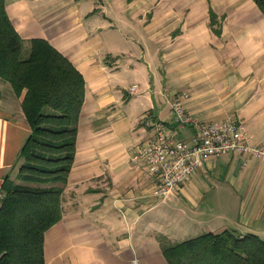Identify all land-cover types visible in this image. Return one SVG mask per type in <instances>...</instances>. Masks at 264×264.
I'll return each instance as SVG.
<instances>
[{
    "label": "crops",
    "instance_id": "1",
    "mask_svg": "<svg viewBox=\"0 0 264 264\" xmlns=\"http://www.w3.org/2000/svg\"><path fill=\"white\" fill-rule=\"evenodd\" d=\"M5 4L24 53L31 38H45L85 83L64 208L45 231L44 264H168L161 236L231 229L264 238V158H202L162 199L130 162L154 133L143 120L170 123V100L183 92L192 117L241 121L250 145L264 146V15L253 0ZM20 98L0 79V186L7 175L18 182L14 164L29 133ZM193 133L186 127L176 138Z\"/></svg>",
    "mask_w": 264,
    "mask_h": 264
},
{
    "label": "trees",
    "instance_id": "2",
    "mask_svg": "<svg viewBox=\"0 0 264 264\" xmlns=\"http://www.w3.org/2000/svg\"><path fill=\"white\" fill-rule=\"evenodd\" d=\"M264 15V0H253ZM0 79L21 96L29 133L14 182L0 186V264H44V234L62 216L85 95L82 74L41 37L23 41L0 0ZM14 164V165H15ZM168 264H264V238L235 230L181 240L160 237Z\"/></svg>",
    "mask_w": 264,
    "mask_h": 264
},
{
    "label": "built area",
    "instance_id": "3",
    "mask_svg": "<svg viewBox=\"0 0 264 264\" xmlns=\"http://www.w3.org/2000/svg\"><path fill=\"white\" fill-rule=\"evenodd\" d=\"M187 96L183 92L171 98L170 123L150 117L143 120L154 133L135 148L130 158L133 169L151 178L150 194L155 199L165 198L179 189L197 171L202 158L244 153L264 158V146L250 145L251 135L245 123L232 118L200 121L186 110L183 98ZM186 127L194 129L191 138L177 139L176 133Z\"/></svg>",
    "mask_w": 264,
    "mask_h": 264
},
{
    "label": "rangeland",
    "instance_id": "4",
    "mask_svg": "<svg viewBox=\"0 0 264 264\" xmlns=\"http://www.w3.org/2000/svg\"><path fill=\"white\" fill-rule=\"evenodd\" d=\"M25 48V45L23 46V49ZM13 91V90H12ZM14 92V91H13ZM21 98H20V109H21V111H22V108H21V100H22V95L20 96ZM22 113H23V111H22ZM20 164H21V160L20 161H18V162H16V164H15V167H14V170H13V174H15V172L17 171L18 172V169H19V166H20ZM17 174V173H16ZM16 176V178H17V175H15ZM18 182H20V180L18 179ZM64 208V207H63ZM194 233H197V232H194ZM192 235H194V234H192ZM182 237V239L184 238V236H181ZM135 261V260H134ZM134 261H133V263L132 264H134Z\"/></svg>",
    "mask_w": 264,
    "mask_h": 264
}]
</instances>
